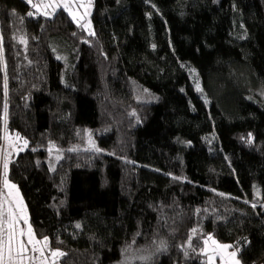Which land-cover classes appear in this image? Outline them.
I'll list each match as a JSON object with an SVG mask.
<instances>
[{
  "label": "trees",
  "instance_id": "trees-1",
  "mask_svg": "<svg viewBox=\"0 0 264 264\" xmlns=\"http://www.w3.org/2000/svg\"><path fill=\"white\" fill-rule=\"evenodd\" d=\"M30 12L0 0V147L28 141L9 176L60 264H206L208 234L264 264V0H93L91 34Z\"/></svg>",
  "mask_w": 264,
  "mask_h": 264
},
{
  "label": "rangeland",
  "instance_id": "rangeland-1",
  "mask_svg": "<svg viewBox=\"0 0 264 264\" xmlns=\"http://www.w3.org/2000/svg\"><path fill=\"white\" fill-rule=\"evenodd\" d=\"M30 6H31V10L33 15H43L46 17H52L53 14L60 8L64 9L66 11V13L72 18L71 13H75L77 16V20H79L80 25L82 26V28L84 30H86L87 33H91L92 32V26H91V22H90V18H89V13H90V9L92 6V1L93 0H31V3H29V0H25ZM53 2L56 3H60L61 5H63V3H68L70 5V8L65 9L64 7H58V8H53V7H47L44 8L43 5L45 4H51ZM90 2V7L88 8H80L77 7L78 4H85L88 5ZM38 4L41 5V7L39 9H35L32 7V4ZM85 12H87V15H85ZM47 13V14H45ZM83 16V19H80V17ZM73 19V18H72ZM74 20V19H73ZM77 20H74L77 23ZM186 71L189 75V78L191 80L192 85L194 86V89L196 91H198L201 95H202V86H201V81L200 78L198 76L197 71L192 67V66H185ZM17 137H19V139H17ZM24 141H27L25 138L21 137L18 133L16 132H8L5 134L4 137V142L3 145L0 147V201H2L5 197H7L8 194V189H6L4 187V168H3V163L5 158L8 159V170H7V180L10 184L15 185V189L13 190V195L15 197L18 198V200L22 203V206L25 210L24 214L26 216V219L28 221V224L31 225L30 223V219H29V213H28V209L25 203V200L22 196L21 191L19 190L18 186L12 181V179L9 176V171H10V164L13 158H15L18 154H20L21 152L25 151L28 149V141H27V146L25 147L24 145ZM86 145L83 146L84 148L86 147L87 150H95L96 149V144H95V139L90 136L87 135V139H86ZM78 146H75V148H77ZM50 148H52L49 151V165L50 168L53 169L56 165V162L58 161L59 157H58V152L56 151V149L53 146H50ZM22 149V150H21ZM15 206V205H14ZM26 224L23 223V221H21L20 227H23L25 230L27 229ZM32 228V225H31ZM33 230V228H32ZM34 233V231H33ZM35 235V233H34ZM211 236L218 244H222V245H230L226 242H222L217 240L215 237H213L212 235L208 234L204 240H203V246L200 249L201 253L203 255L204 252L202 251L205 247L208 248L209 250V255L212 254V249L215 248V245H213L211 243V241H209L208 245L204 244V241ZM36 239L42 240L44 237H38L35 235ZM48 238V237H47ZM26 240V237L24 238ZM129 250L127 252L123 253V257H121L115 264H133L136 262H142V263H148V264H152L155 262V258H156V251L153 250H143V249H134V248H128ZM52 251H59L62 252L60 249L57 248H52L49 242V238H48V247L45 249V256L47 257V259H44L42 261V258H39V254L38 253H29V255H33L36 256L37 258L34 259L33 261L29 262V261H25L24 264H60V258L59 257H52L51 256V252ZM232 251H236L237 252V257L236 259H238L240 261V264H243L238 256V251L234 248H229L227 249V252L224 253V259L222 260L220 258L219 255L216 256L215 260L213 261V264H233V262L231 261V259L228 257V253L232 252ZM63 253V252H62ZM205 261L206 264H208V257L205 255Z\"/></svg>",
  "mask_w": 264,
  "mask_h": 264
},
{
  "label": "snow or ice",
  "instance_id": "snow-or-ice-1",
  "mask_svg": "<svg viewBox=\"0 0 264 264\" xmlns=\"http://www.w3.org/2000/svg\"><path fill=\"white\" fill-rule=\"evenodd\" d=\"M31 3V0H29ZM64 7L65 9L70 8L68 3H60L53 2L51 4L43 5L44 8L47 7ZM90 2L88 5L83 3L78 4L77 7L80 8H88L90 7ZM32 7L35 9H39L41 5L32 4ZM33 13H28V15H32ZM47 14V13H45ZM72 18L77 20V16L75 13H71ZM87 15V12H85ZM83 19V16L80 17ZM79 23V20H77ZM91 34V33H90ZM19 139V137H17ZM25 147L27 146V141H24ZM22 150V149H21ZM74 150V149H73ZM99 151V149H96ZM4 168V187L8 189L7 197H5L2 201H0V264H24L27 260L29 262L36 259V256L29 255V253H38L39 258L47 259L45 256V249L48 247V238L44 237L42 240L36 239L31 228V225L28 224L26 216L24 214L25 210L22 206V203L18 200L17 197L13 195V190L15 189V185L10 184L7 180V170H8V159L5 158L3 163ZM15 205V206H14ZM21 221L24 224L28 225L27 229L25 230L23 227H20ZM80 225H77L79 227ZM195 233V229L193 230ZM26 237V240L24 239ZM209 241L215 248L212 249V254L209 255V250L205 247L202 251L208 257V264H213L216 256L219 255L220 258L224 259V253L227 252V249L232 247L231 245H222L218 244L211 236H209L205 241L204 244L208 245ZM189 246H191V242H189ZM64 255V253L59 251H52V257H59ZM228 257L231 259L233 264H240V261L236 259L237 252L232 251L228 253Z\"/></svg>",
  "mask_w": 264,
  "mask_h": 264
}]
</instances>
